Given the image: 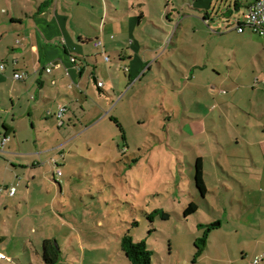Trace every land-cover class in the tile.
I'll list each match as a JSON object with an SVG mask.
<instances>
[{
  "label": "rangeland",
  "instance_id": "1",
  "mask_svg": "<svg viewBox=\"0 0 264 264\" xmlns=\"http://www.w3.org/2000/svg\"><path fill=\"white\" fill-rule=\"evenodd\" d=\"M96 1H110L122 10L129 7L146 15L140 26L139 15L121 14L119 18L131 19L136 43L134 48L127 47L130 52H141L144 62H130L132 68L140 69L129 78L109 45L111 62L103 47L97 48L94 42L85 45L93 58L100 55L104 73L100 79L114 96L103 118L95 124L92 117L74 120L58 139L56 135L53 141L47 140V146H34L35 151H45L66 143L61 151L22 157L28 169L19 167V159L0 155V187L13 186L18 192L13 202L0 192V252L5 256L1 261L46 264L41 245L51 240L59 256L56 264H131L122 250L123 237L128 234L135 242H146L153 252L152 264H214V246L220 248L228 235L238 230L241 236L249 227L245 200L253 191L259 192L243 188V172L230 173L233 166L244 164L232 156L235 147L230 140L238 130L233 131L225 119L215 125L212 117L201 118V113L216 104L217 96L225 117L239 114L242 122L264 117V37L249 30L240 35L233 29L237 20L243 21L249 0ZM237 1L240 10L230 17L222 14L229 6L234 9ZM91 4L96 8L86 15V21L97 24L102 6ZM210 4L213 21L209 28L221 27L222 35L215 43L201 44L206 28L198 10ZM181 22L178 37L173 38ZM114 26L120 31V25L109 23L110 31ZM148 48L153 51L144 55ZM202 53L207 57L212 53L218 66L207 62V57L202 59ZM256 77L261 83L255 84ZM232 89L239 91L222 93ZM31 137L34 144L35 133ZM22 150L25 154L31 148L23 146ZM199 157L205 161L209 188L205 197L195 185ZM55 162L63 176L56 174ZM191 203H196L198 211L185 218ZM156 210L168 212L169 220L155 215L151 220L149 215ZM217 220L222 226H216ZM210 228L213 234L206 238ZM238 240H233L234 252L239 250ZM204 242L210 244L203 254Z\"/></svg>",
  "mask_w": 264,
  "mask_h": 264
},
{
  "label": "crops",
  "instance_id": "2",
  "mask_svg": "<svg viewBox=\"0 0 264 264\" xmlns=\"http://www.w3.org/2000/svg\"><path fill=\"white\" fill-rule=\"evenodd\" d=\"M254 1L249 0L246 3V11ZM91 3L102 6L103 14L97 24L86 21V15H92L91 10L96 8ZM117 3L122 4V0H117ZM240 8L241 4L237 1L234 9L229 6L227 12L222 14L228 17L233 16V12ZM129 13L136 14L131 8L122 10L110 1L102 4L96 0H0V143L4 142L6 136H10V139L5 141L0 155L17 158L20 160L19 167L28 169L29 165H25L27 162L22 157L42 156L48 150L61 151L66 143L48 147L45 151L38 148L35 151L34 146H47V140L53 141L56 135L58 139L60 133L65 134L69 131L68 127L74 120L81 122L92 117L94 118L92 124H95L103 118L104 113L113 103L114 96L100 79L104 74L99 67L100 55L93 58L92 53L84 46L93 42L96 45V42L102 41V45L96 47H103V54L111 62L106 49V45H109L111 51L118 53L119 60L123 64L121 67L123 72L131 78L132 73H136L140 66L132 68L130 62L143 64L144 61L141 52L135 50L134 53L132 50L130 52L127 47L129 44L134 48L136 43L133 38V25L131 19L124 17L120 20L119 18L121 14ZM198 13H203V26L206 28V38L201 44L207 41L215 43L222 35L220 33L222 28L217 27L212 31L209 28L213 21L212 5L210 4L204 10H198ZM136 15L140 16L138 22L140 26L141 20H146V15L143 12ZM109 23L120 25L121 32L115 26L110 31ZM181 24L182 22L177 25L173 38L178 37ZM233 29L236 30V26ZM248 30L256 34L250 28H246L243 33L237 32L244 35ZM118 36H121V40L117 42ZM149 51L152 52L153 49L148 48L144 55H147ZM201 56L203 59L207 57V54L202 53ZM207 58L210 60L207 62L212 61L215 67L218 66L212 53H208ZM2 65L5 66L3 70ZM208 67L209 65L206 64L205 68ZM49 68L51 72L47 71ZM15 73L26 74V77L16 80ZM237 73L240 77V73ZM110 75L115 78L113 74ZM259 80L256 77L255 84L261 83ZM98 82H102L103 86L101 88L97 86L95 89L93 83L97 85ZM111 87L114 90V85ZM238 91L232 89L222 93L233 95ZM218 98L219 96L216 97V104L211 109L201 113V118L206 120L212 117L215 125H219L218 121L221 118L229 121L230 126H236V128L233 127V131L237 129L238 131L234 133L238 135L230 140L235 147L232 150V156L238 158V162L243 161L244 164L238 167L232 165L233 170L230 173L243 172L245 185L241 183L242 178L238 179L235 175L237 183L243 185V188L258 189L259 192L253 191L249 199L245 200V216L250 222L249 227L241 236L238 230L235 235H228L227 241L220 242L222 245L220 248L217 244L216 246L213 244L217 249L212 261L214 264H251L259 260V264H264V117L256 121L247 119L242 122L239 114H233L234 116L231 117L232 113H227L229 111L225 112L228 114L225 117L220 109ZM224 103L229 105L228 101ZM61 107L66 108L67 111L61 119H58L57 114ZM32 132L36 135L34 144L31 140ZM42 134L45 139L40 141ZM64 141L67 142V139ZM49 144L51 146V143ZM23 146H29L31 151L23 154L25 152L22 150ZM59 154L65 158L62 152ZM199 158L202 159L205 179L204 157ZM34 166H36L35 162L32 164V167ZM11 188L0 187V192L7 193L10 202H13L12 199L18 192L11 196L9 194ZM216 222L218 224L216 226H222L221 220ZM212 231L211 228L208 230L206 238L211 237ZM233 240H238L236 245L239 246V250L236 252L232 248ZM209 244L210 242H204L201 253L208 251ZM2 255L3 253L0 252V256ZM1 260L2 258H0V264H5Z\"/></svg>",
  "mask_w": 264,
  "mask_h": 264
},
{
  "label": "trees",
  "instance_id": "3",
  "mask_svg": "<svg viewBox=\"0 0 264 264\" xmlns=\"http://www.w3.org/2000/svg\"><path fill=\"white\" fill-rule=\"evenodd\" d=\"M117 126L123 131L122 126L118 121L113 120ZM195 185L198 191L201 193L202 197H205L208 193V188L204 179V171L202 159H197L196 171H195ZM198 211V206L196 203H191L184 211V217L187 218ZM158 216L162 220L167 221L170 218V214L164 210H156L149 218L152 220L153 217ZM43 260L46 264H56L59 260V256L56 253L53 241L46 240L43 242ZM28 248V247H26ZM122 250L125 253L126 258L131 264H152V254L153 252L148 250V245L145 241L135 242L131 236L128 234L123 237L122 240Z\"/></svg>",
  "mask_w": 264,
  "mask_h": 264
},
{
  "label": "built area",
  "instance_id": "4",
  "mask_svg": "<svg viewBox=\"0 0 264 264\" xmlns=\"http://www.w3.org/2000/svg\"><path fill=\"white\" fill-rule=\"evenodd\" d=\"M235 26H236V30L239 33H243L246 28H250L254 33L264 37V0H255L248 7L247 12L244 14L243 21L237 20ZM101 45H102L101 41L96 42V46H101ZM107 60H109L108 57H107ZM73 61H75V60L73 59ZM1 69L2 70L5 69V66L2 65ZM47 71L51 72V69L49 68V69H47ZM25 77H26V74H22V73H15L14 74V78L16 80H21V79H24ZM97 86L99 88H101L103 86V83L98 82ZM66 111H67L66 108L61 107L58 111V114H57L58 119H61ZM9 139H10L9 136H6V139L4 140V142L0 143V151L3 148L5 141H7ZM54 165L57 167L56 174L58 176H62V170H61V168H59V165L56 162L54 163ZM15 193H16V188H11L9 190V194L11 196H14ZM1 257H2V259H5L4 255H2ZM251 264H259V260H255Z\"/></svg>",
  "mask_w": 264,
  "mask_h": 264
}]
</instances>
